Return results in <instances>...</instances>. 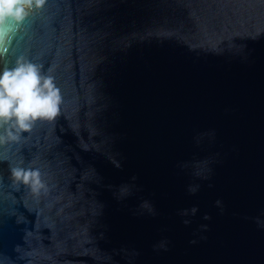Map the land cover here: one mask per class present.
<instances>
[{
  "label": "water",
  "instance_id": "95a60500",
  "mask_svg": "<svg viewBox=\"0 0 264 264\" xmlns=\"http://www.w3.org/2000/svg\"><path fill=\"white\" fill-rule=\"evenodd\" d=\"M20 56L63 104L0 146V264H264V0H48Z\"/></svg>",
  "mask_w": 264,
  "mask_h": 264
},
{
  "label": "clouds",
  "instance_id": "9594fccd",
  "mask_svg": "<svg viewBox=\"0 0 264 264\" xmlns=\"http://www.w3.org/2000/svg\"><path fill=\"white\" fill-rule=\"evenodd\" d=\"M48 0H0V44L16 27L41 11ZM63 96L55 79L45 74L43 65L23 56L11 67L0 69V146L17 143L37 123L53 122L61 114ZM20 165L10 167L13 187L23 186L39 193L45 188L41 170ZM194 214L196 209L193 208Z\"/></svg>",
  "mask_w": 264,
  "mask_h": 264
}]
</instances>
